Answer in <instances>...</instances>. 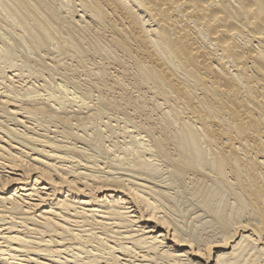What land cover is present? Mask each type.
<instances>
[{"label":"bare ground","instance_id":"obj_1","mask_svg":"<svg viewBox=\"0 0 264 264\" xmlns=\"http://www.w3.org/2000/svg\"><path fill=\"white\" fill-rule=\"evenodd\" d=\"M0 264H264V0H0Z\"/></svg>","mask_w":264,"mask_h":264},{"label":"rangeland","instance_id":"obj_2","mask_svg":"<svg viewBox=\"0 0 264 264\" xmlns=\"http://www.w3.org/2000/svg\"><path fill=\"white\" fill-rule=\"evenodd\" d=\"M119 116H120V115H119ZM121 116H122V115H121ZM121 116H120V117H121Z\"/></svg>","mask_w":264,"mask_h":264}]
</instances>
